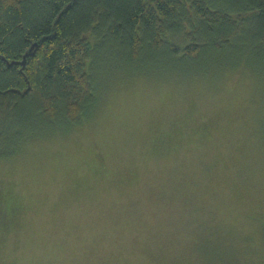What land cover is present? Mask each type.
<instances>
[{"label": "rangeland", "instance_id": "374dc122", "mask_svg": "<svg viewBox=\"0 0 264 264\" xmlns=\"http://www.w3.org/2000/svg\"><path fill=\"white\" fill-rule=\"evenodd\" d=\"M256 48L162 77L161 58L121 66L103 48L100 69L87 67L93 115L0 157L16 207L0 227V264H264Z\"/></svg>", "mask_w": 264, "mask_h": 264}, {"label": "trees", "instance_id": "16d2710c", "mask_svg": "<svg viewBox=\"0 0 264 264\" xmlns=\"http://www.w3.org/2000/svg\"><path fill=\"white\" fill-rule=\"evenodd\" d=\"M243 43L264 53V0H0V157L93 115L87 67L100 69L105 47L121 66L161 58L164 73L152 76L162 77L203 74L195 71ZM12 195L0 189L2 228Z\"/></svg>", "mask_w": 264, "mask_h": 264}]
</instances>
